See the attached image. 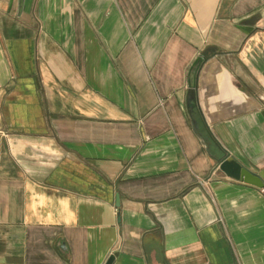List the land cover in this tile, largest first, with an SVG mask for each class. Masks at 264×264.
I'll return each instance as SVG.
<instances>
[{
	"label": "crops",
	"instance_id": "0c3cea01",
	"mask_svg": "<svg viewBox=\"0 0 264 264\" xmlns=\"http://www.w3.org/2000/svg\"><path fill=\"white\" fill-rule=\"evenodd\" d=\"M226 157L264 184V0H0V264H264Z\"/></svg>",
	"mask_w": 264,
	"mask_h": 264
},
{
	"label": "water",
	"instance_id": "95a60500",
	"mask_svg": "<svg viewBox=\"0 0 264 264\" xmlns=\"http://www.w3.org/2000/svg\"><path fill=\"white\" fill-rule=\"evenodd\" d=\"M199 63H201V59L195 62L194 67L197 68ZM195 76L196 73H193L191 76L190 92L192 94L194 93ZM219 169L230 179L243 182L258 189H264V184L257 175L249 172L230 157H226L220 162ZM111 262L112 258H110L106 264H111Z\"/></svg>",
	"mask_w": 264,
	"mask_h": 264
},
{
	"label": "built area",
	"instance_id": "2783aa9c",
	"mask_svg": "<svg viewBox=\"0 0 264 264\" xmlns=\"http://www.w3.org/2000/svg\"><path fill=\"white\" fill-rule=\"evenodd\" d=\"M262 193H264V190H261Z\"/></svg>",
	"mask_w": 264,
	"mask_h": 264
}]
</instances>
